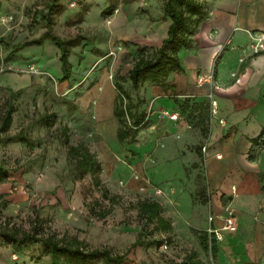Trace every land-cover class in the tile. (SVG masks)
<instances>
[{
    "label": "rangeland",
    "instance_id": "1",
    "mask_svg": "<svg viewBox=\"0 0 264 264\" xmlns=\"http://www.w3.org/2000/svg\"><path fill=\"white\" fill-rule=\"evenodd\" d=\"M0 1V115L10 101L15 108L6 134L0 135V163L9 171L0 183L5 201L0 206V224L29 230L36 219H43L47 233L58 238L75 236L92 248L109 247L112 253H125L134 243L128 256L144 264H161L164 257H179L193 248L204 262L214 260L216 244L206 231L208 226L194 218L202 209L207 218L211 196L203 161L197 155L207 134V106L182 103L173 92L147 95L146 88L155 86L149 81L138 89L132 87L127 71L133 58L150 55L154 47H131L127 32L108 30L110 19L126 9L125 1L60 0L62 10L53 16L52 32L63 39L85 37L72 47L66 78L53 42L14 49L45 31L41 14L49 0ZM203 2L205 9L211 7L208 0ZM236 4L237 0H229L218 3V8L232 11ZM108 5L113 9L102 16ZM85 14L89 18L82 21ZM116 83L132 103L120 118L113 110L129 100L119 104ZM19 89L22 92L10 99V93ZM160 97L178 104L180 114L174 123L168 115L175 109L157 106ZM208 112L213 115L210 104ZM43 113L54 114L50 126L39 122ZM140 116L148 125L119 142L117 130ZM19 131L31 144L2 142L5 135ZM77 144L87 146L100 163L97 188L90 174L83 180L69 174L67 147ZM263 175L257 178L261 186ZM103 189L113 195V201L102 197ZM143 200L160 204L170 229L161 231L156 220L149 223L141 217L138 202ZM222 205L220 218L231 211L226 203ZM92 207L108 213L98 219ZM48 263L40 242L18 253L10 241L0 239V264Z\"/></svg>",
    "mask_w": 264,
    "mask_h": 264
},
{
    "label": "crops",
    "instance_id": "2",
    "mask_svg": "<svg viewBox=\"0 0 264 264\" xmlns=\"http://www.w3.org/2000/svg\"><path fill=\"white\" fill-rule=\"evenodd\" d=\"M124 1L126 9L110 19L108 30L127 32L131 47L157 49L170 24L162 18L165 0ZM208 1L211 7L205 9L191 36V46L177 52L181 71L171 72L163 87H147L146 93L173 92L182 103L207 106V134L197 155L203 161L211 196L207 218L203 209L194 218L221 238L216 240L210 233L216 247L215 259L209 263L194 248L179 257H164L160 263L178 264L191 257L200 264H264V183L261 186L257 180L264 173V148L262 137L257 144L251 142L264 126V51L254 54L252 50L254 31L264 32V0H237L232 11L218 8V3L229 0ZM86 18L88 14L82 21ZM210 98L216 101L212 116ZM155 103L180 114L173 100L160 97ZM222 203L231 209L233 229L222 228ZM209 216L214 217L212 222Z\"/></svg>",
    "mask_w": 264,
    "mask_h": 264
},
{
    "label": "trees",
    "instance_id": "3",
    "mask_svg": "<svg viewBox=\"0 0 264 264\" xmlns=\"http://www.w3.org/2000/svg\"><path fill=\"white\" fill-rule=\"evenodd\" d=\"M1 3V1H0ZM113 9L112 5L101 11L103 16ZM62 10L60 0H49L46 5V11L41 14V19L45 31L37 38L24 40L17 43L15 50L22 49L30 45H40L48 40L55 44L59 50V60L63 71V78L70 74L69 56L72 47L77 45L80 40L84 39L78 34L73 38L63 39L54 34L51 30L53 24V16ZM206 15L205 5L203 0H165L162 8V18H168L170 24L167 29V36L162 40L161 45L155 49L150 55L139 54L133 59L131 67L127 71L128 78L134 89H138L144 82L149 81L154 85L163 87L165 80L171 72L181 71L179 57L177 52L181 48L191 46L194 31L198 23L203 20ZM258 54V53H254ZM119 104H122L124 99L129 100L127 104L116 107L113 110L114 116L120 118L127 114V111L132 107L129 95L125 92L122 86L115 84ZM19 89L16 92H11L9 98L12 99L22 92ZM70 107L75 109L76 106L71 103ZM15 108L11 101L7 108L0 115V135L6 134L12 121V113ZM54 117L53 113H43L38 117L40 123L45 126L51 125V120ZM148 122L144 117L140 116L130 123L129 127L118 129L116 138L122 142L136 135L139 128H145ZM262 137L261 146L264 148V126L258 136L251 140L253 144L258 143V139ZM18 141L26 144H31V140L23 135L21 131L10 136L5 135L2 142ZM67 162L70 164L69 174L75 180H83L86 174L92 176V183L97 188L99 186L98 172L101 169L100 163L93 153L89 151L84 144L69 145L67 147ZM9 171L0 163V183L4 182L8 177ZM264 189V185H263ZM102 197L113 201V195L108 194L107 189L101 191ZM0 194V206L4 203ZM92 207L93 216L98 219L104 218L108 210L95 211ZM139 214L145 217L146 222L156 220L159 223L161 230L170 228L168 221L161 216L160 204L153 200H143L138 202ZM1 217V215H0ZM43 219H36L29 230H21L15 226H9L8 222L0 224V239L10 241L11 247L18 253L24 252L32 243L40 242L42 252L49 257L48 264H96V261H101V264H144L142 261L137 262L133 257L128 255L131 253V245L125 253H112L109 247H90L85 241L63 234L57 237L55 233H47L42 227ZM139 236L142 232H138ZM178 264H200L199 260H191L189 257Z\"/></svg>",
    "mask_w": 264,
    "mask_h": 264
},
{
    "label": "built area",
    "instance_id": "4",
    "mask_svg": "<svg viewBox=\"0 0 264 264\" xmlns=\"http://www.w3.org/2000/svg\"><path fill=\"white\" fill-rule=\"evenodd\" d=\"M252 50L254 53H259L261 51H264V32H260L256 35L255 42L252 44ZM210 106H211V113L214 114L216 110V101L212 98H210ZM178 116L179 115L177 112L168 115L169 119L172 121H176L179 118ZM220 122L222 123V121ZM217 157H220V155H217ZM213 218H214L213 216H209L208 217L209 222H212ZM222 220H223V227H222L223 229H233L234 228L235 220H234V217L231 211L228 212L226 216L222 217ZM208 232L213 233L216 240H219L221 238L220 234L216 230L208 229ZM162 248L163 249L167 248L166 241L163 243Z\"/></svg>",
    "mask_w": 264,
    "mask_h": 264
}]
</instances>
